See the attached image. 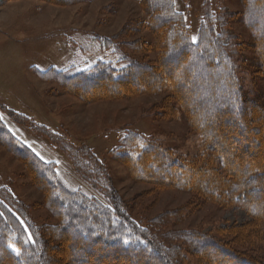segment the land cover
Instances as JSON below:
<instances>
[{"label":"trees","instance_id":"trees-1","mask_svg":"<svg viewBox=\"0 0 264 264\" xmlns=\"http://www.w3.org/2000/svg\"><path fill=\"white\" fill-rule=\"evenodd\" d=\"M47 1L72 5L92 0ZM139 1L147 18L143 27L154 37L150 47L105 40L101 48L111 50L116 61H99L82 72L51 68L35 69L36 73L88 102L168 94L167 101L179 106L210 153L220 158L224 171L217 173L212 162L188 163L136 132L128 133L114 156L138 181L193 192L222 207L244 208L254 218L253 228L260 231L264 227V161H260L264 160V98L252 100L245 92L237 57L242 46L228 26V14L224 9L207 12L194 41L174 0ZM244 2V18L260 63L257 73L264 78V0ZM135 46L147 54L155 52V59L133 56L140 53L133 51ZM0 142L30 171L44 193L45 206L58 220L45 231L19 209L9 189L0 190V264H178L173 247L151 226L137 223L114 190L102 194L103 201L72 189L56 165L18 140L1 117ZM83 175L93 187L103 184L93 174ZM179 235L204 264H262L212 236Z\"/></svg>","mask_w":264,"mask_h":264},{"label":"rangeland","instance_id":"rangeland-1","mask_svg":"<svg viewBox=\"0 0 264 264\" xmlns=\"http://www.w3.org/2000/svg\"><path fill=\"white\" fill-rule=\"evenodd\" d=\"M174 2L185 14L194 37L207 12L225 10L228 26L242 46L237 57L245 92L250 99L263 101L264 78L257 73L260 63L244 18V0ZM146 21L139 0H92L72 5L0 0V117L18 140L43 161L54 163L72 189L103 201L101 195L114 190L137 223L151 226L173 247L178 264H204L195 251L182 244L181 232L212 236L264 264V227L255 230L254 218L247 210L222 207L193 192L138 181L114 156L128 133L136 132L188 163L203 166L212 162L217 173L224 171L220 158L210 153L208 143L190 127L179 106L167 101L168 94L88 102L55 81L41 79L35 71L82 72L99 61H116L111 50L101 48L105 40H128L144 49L150 47L154 37L144 29ZM133 51H140L131 54L142 60L155 59V52L147 54L136 46ZM78 167L103 184L93 187ZM3 188L12 192L14 203L37 226L58 224L30 171L0 142V190Z\"/></svg>","mask_w":264,"mask_h":264},{"label":"snow or ice","instance_id":"snow-or-ice-1","mask_svg":"<svg viewBox=\"0 0 264 264\" xmlns=\"http://www.w3.org/2000/svg\"><path fill=\"white\" fill-rule=\"evenodd\" d=\"M193 40L195 41V37L193 38ZM41 159H43V158L41 157ZM29 239H31V236H29ZM125 243H127V241H125Z\"/></svg>","mask_w":264,"mask_h":264}]
</instances>
